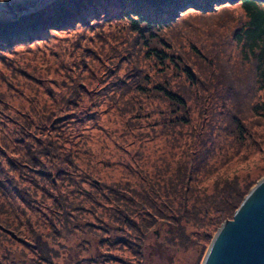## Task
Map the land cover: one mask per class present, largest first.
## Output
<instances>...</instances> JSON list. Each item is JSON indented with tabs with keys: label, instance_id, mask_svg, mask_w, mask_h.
Returning <instances> with one entry per match:
<instances>
[{
	"label": "trees",
	"instance_id": "trees-1",
	"mask_svg": "<svg viewBox=\"0 0 264 264\" xmlns=\"http://www.w3.org/2000/svg\"><path fill=\"white\" fill-rule=\"evenodd\" d=\"M63 34L76 35L69 51L72 60L67 66L61 63V71H53L61 77L58 83L52 72L38 78L51 82L46 96L28 95L27 109L13 104L9 109L0 100V183L6 181L7 171L18 168L24 174L25 169L33 173L38 167L36 173L50 176L36 162L47 156L57 175H69L68 183H74L69 181L75 178L68 169L73 164L72 150L59 154L53 147L48 149L39 134L57 130L74 147L89 149V132L98 126L90 117L98 120L102 114L92 112V107L104 105L113 108L112 117L116 112L122 120L121 134L129 141L123 139L120 164L140 180L128 184L129 192L138 186L152 198L144 199L135 191L139 201L131 204L132 210H119L127 213L124 220L140 210L143 214L132 222L143 230L151 219L163 217L169 220L168 236L172 225H178L176 232L182 236L181 220L187 219L198 225L196 235L210 237L223 219L232 218L252 183L239 184L236 175H218L208 193L192 181H201L229 157L250 148L249 126L264 123V0H52L0 18V58L39 44L45 52L57 49ZM194 103L197 109H190ZM15 128L24 136H18ZM157 132L172 135L168 150L180 145L185 149L175 181L169 184L163 182L170 162L167 168L150 162L153 169L148 171L146 164L143 167L135 160ZM14 141L18 143L14 153L25 155L19 160L5 153ZM135 145L132 154L127 147ZM85 153L93 160V151ZM171 153L175 156L176 151ZM83 161L76 163L80 173L85 171ZM62 163L67 169L58 165ZM32 180L37 182L33 176ZM110 188L111 201L122 200L118 196L130 201L119 184ZM165 188H172L176 197L180 193L183 203L172 194L167 199ZM4 196L0 189V205L5 204ZM162 210L172 215L167 217ZM2 223L0 219L3 229ZM37 253L41 260L51 255Z\"/></svg>",
	"mask_w": 264,
	"mask_h": 264
},
{
	"label": "rangeland",
	"instance_id": "rangeland-1",
	"mask_svg": "<svg viewBox=\"0 0 264 264\" xmlns=\"http://www.w3.org/2000/svg\"><path fill=\"white\" fill-rule=\"evenodd\" d=\"M50 1L52 0H0V18L14 16L16 9L26 10ZM59 38L57 49L45 52L44 46L39 44L19 55H16L18 52L16 51L0 58V100L6 103L7 108L10 109L13 104L27 109L26 106L30 103L27 101L28 95L38 93L44 98L47 94L46 89L51 87V82L45 79L39 81L40 76L48 73L50 75L52 72V78H55L57 83L61 79L57 74H53V71H61L64 68L61 63L67 66L72 60L69 51L72 50L76 35L63 34ZM40 84L46 87L39 88ZM21 93H24L25 97ZM194 104L190 109H197V104ZM106 108L104 105L92 107V112L98 110L102 111V114L98 120L95 115L90 117L98 126L89 132L90 137L86 143L89 149L79 145L74 147L64 134L57 130L43 131L39 134L48 149L53 147L59 154L72 150L74 155L70 157L73 164L68 169L75 178V181H69L74 183H68L69 175H57L50 164L53 163L50 156L36 159L37 164L42 163L45 168L43 170L50 176L36 173L35 171L41 170L38 167L33 173L25 169L22 174L20 168L13 170L14 173L6 172L8 173L6 181L0 183V189L5 193L4 198L7 197L5 204L0 205V219L4 220L2 223L4 228H0V264H39V261H42L40 264H200L221 224L231 219H223L206 239L202 234L200 236L195 234L198 225L187 219L181 220L182 236L176 232L178 225L171 226L172 235L168 236L169 220L163 217L151 219V224L143 230L138 223L132 222L143 214L140 210L138 213H132L134 217L129 216L125 221L127 213H120L119 210L122 208L132 210L131 204L139 201L134 195L135 191H140L144 199L152 198L147 193H142L138 186L133 193L129 192L128 184L136 185L140 180L128 173L120 164L124 160L119 150L125 145L123 139L126 140L120 130L122 120L116 112L112 117L113 108ZM253 121L251 120L252 123ZM15 132L18 136H24L20 129L15 128ZM32 132L37 136V130L32 129ZM160 132L146 142L135 160L138 164L144 165L143 167L146 164L148 171L153 169L152 162L166 168L170 162L168 174L164 175L163 182L169 184L175 181L177 164L184 159L185 149L184 145H180L168 150L172 135ZM248 133L247 138L252 141L250 148L239 151L232 158L229 157L226 163L219 164L208 172V175H204L201 181L192 183L197 187H204L205 191L211 193L214 179L218 175L232 177L236 175L239 184L244 181L252 183L249 192L264 176V123L260 126L253 123L249 126ZM8 137L13 138L11 131ZM14 142V146L7 147L5 153L8 158L19 160L22 154L14 153V147L18 145L16 141ZM38 144L36 141V146ZM137 146H128L127 149L133 154ZM86 150L93 151L91 155L93 160H89L90 155L85 153ZM164 150L169 152L166 154L162 152ZM171 151H176L175 156L169 154ZM24 156L23 154L22 158ZM81 159L84 160L82 165L85 171L80 173L76 163L78 164ZM101 159L109 160L111 165L103 163ZM58 165H64L66 169L68 166L65 163ZM32 176L37 182L34 183ZM152 177L154 175H151L149 180H152ZM152 182L153 180L149 181L150 184ZM114 184H119L123 194L130 197V201L120 196L117 198L122 200L111 201L110 191L113 188L110 186ZM160 184L162 186L161 181ZM166 191L167 199H171L169 195L173 189L165 188L164 192ZM178 196L180 193H177V197L176 194H172L175 201L183 203V199ZM187 203L189 207L191 200ZM162 211L167 217L172 215L166 210ZM9 230L14 234H10ZM37 252L51 255L41 260L38 259Z\"/></svg>",
	"mask_w": 264,
	"mask_h": 264
},
{
	"label": "water",
	"instance_id": "water-1",
	"mask_svg": "<svg viewBox=\"0 0 264 264\" xmlns=\"http://www.w3.org/2000/svg\"><path fill=\"white\" fill-rule=\"evenodd\" d=\"M200 264H264V176L221 224Z\"/></svg>",
	"mask_w": 264,
	"mask_h": 264
}]
</instances>
